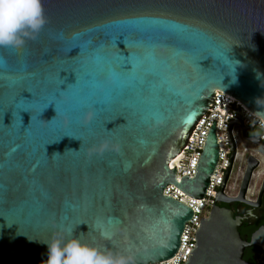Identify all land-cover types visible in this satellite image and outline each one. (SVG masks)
<instances>
[{
	"label": "water",
	"instance_id": "1",
	"mask_svg": "<svg viewBox=\"0 0 264 264\" xmlns=\"http://www.w3.org/2000/svg\"><path fill=\"white\" fill-rule=\"evenodd\" d=\"M42 4L48 23L37 38L0 47V264H44V242L69 233L114 251L132 247L138 264L164 261L193 216L164 189L202 199L218 162L215 120L193 178L176 182L171 162L214 94L264 111V0ZM233 124L264 149L247 136L251 127L230 121L228 163L183 264H248L245 248L264 251V228L242 240L243 218L219 206H254L244 198L258 165L252 157L237 197L223 194ZM103 141L119 152L96 154ZM114 225L123 231L106 238Z\"/></svg>",
	"mask_w": 264,
	"mask_h": 264
},
{
	"label": "built area",
	"instance_id": "2",
	"mask_svg": "<svg viewBox=\"0 0 264 264\" xmlns=\"http://www.w3.org/2000/svg\"><path fill=\"white\" fill-rule=\"evenodd\" d=\"M233 118H237L238 120H240L242 122L243 127H251L248 128V132L249 130H252L255 133L254 136L264 143V127H261V125L264 124V121L259 120L253 112H251L232 98L228 97L227 95L215 93L208 109L199 118V120L193 127L186 145L182 147L181 151L171 160V162L175 163L176 182L179 183L180 177L185 175H187L190 179L193 178L195 173L194 168L196 161L202 151L204 139L213 120L216 121L215 134L217 144L220 150L218 162L210 176L209 184L205 190V194L202 199H194L186 195L182 191L175 188L173 184H169L164 189L163 194L165 196L171 197L172 199L177 200L178 202L190 208L193 212V216L184 225V228L180 234L178 248L173 254V256L164 261L152 264H183L187 257V254L193 247L194 231L198 227L200 218L207 217L228 163L231 149L227 137V128ZM230 135L234 143V158L237 155V144L241 145L242 142L249 143L250 145L255 146L257 149L251 147H242L239 156L245 157V166L241 171V175L239 176L238 184L228 186L226 181L225 186L223 188V194L228 198L237 197L246 169L248 158L252 157L257 160L258 165L251 174V178L246 189L244 198L247 201L254 200L258 194V190L260 187L255 188L253 180L260 178L263 181L264 179V172H262V170H259L260 163L264 159L261 153L258 151H264V149L261 146L245 139L243 137L242 128L238 124L231 125ZM247 136H249L248 133ZM238 170L239 169H237V171Z\"/></svg>",
	"mask_w": 264,
	"mask_h": 264
},
{
	"label": "clouds",
	"instance_id": "3",
	"mask_svg": "<svg viewBox=\"0 0 264 264\" xmlns=\"http://www.w3.org/2000/svg\"><path fill=\"white\" fill-rule=\"evenodd\" d=\"M47 23L42 0H0V47L22 48L27 40H35ZM257 75L259 77V73ZM255 115L264 121V111H256ZM91 118L92 114L86 113L85 120ZM109 150L119 152L120 146L103 141L95 153ZM122 231L120 225H114L112 233L106 234V238L111 239ZM44 243L47 245L44 264H138V253L132 247L114 251L82 241L71 233L64 240L52 239Z\"/></svg>",
	"mask_w": 264,
	"mask_h": 264
},
{
	"label": "flooded vegetation",
	"instance_id": "4",
	"mask_svg": "<svg viewBox=\"0 0 264 264\" xmlns=\"http://www.w3.org/2000/svg\"><path fill=\"white\" fill-rule=\"evenodd\" d=\"M254 206L241 203L219 204L233 212L235 217L243 218L238 228L242 240L249 241L251 236L261 228H264V187L261 186L254 200L250 201ZM243 259L248 264H264V251L258 246L244 249Z\"/></svg>",
	"mask_w": 264,
	"mask_h": 264
},
{
	"label": "rangeland",
	"instance_id": "5",
	"mask_svg": "<svg viewBox=\"0 0 264 264\" xmlns=\"http://www.w3.org/2000/svg\"><path fill=\"white\" fill-rule=\"evenodd\" d=\"M254 134L255 133L252 130H249V132H248L249 136H254ZM242 147H249V148L251 147V148L257 149L255 146H252L246 142H242L241 145L237 144V155L234 158V161H233V164L231 167V172H230L229 178L227 180L228 186H231L233 184L234 185L238 184L239 176L241 175V171L243 170V168L245 166V157L239 156V154L241 153ZM258 151L261 153V155L264 159V151L263 150H258ZM237 169H239V170L237 171ZM259 170H262V172H264V160L261 161L260 166H259ZM261 181H262V179H260V178L253 180V183L255 184V188L260 187Z\"/></svg>",
	"mask_w": 264,
	"mask_h": 264
},
{
	"label": "snow or ice",
	"instance_id": "6",
	"mask_svg": "<svg viewBox=\"0 0 264 264\" xmlns=\"http://www.w3.org/2000/svg\"><path fill=\"white\" fill-rule=\"evenodd\" d=\"M119 75L123 76V75H126V74L125 73H120ZM132 79H133V82H134L135 78L133 77ZM54 95H59V93H54ZM39 107H40L41 110H43L44 103H40ZM17 111H19V112H28L27 110H17ZM11 115L13 116V118H15V114L14 113H11ZM20 130L23 131V128H21ZM13 151H15V149ZM37 152H39L38 148H37Z\"/></svg>",
	"mask_w": 264,
	"mask_h": 264
}]
</instances>
